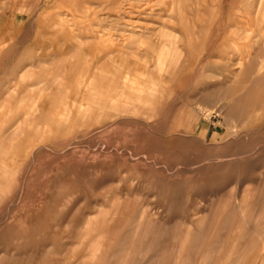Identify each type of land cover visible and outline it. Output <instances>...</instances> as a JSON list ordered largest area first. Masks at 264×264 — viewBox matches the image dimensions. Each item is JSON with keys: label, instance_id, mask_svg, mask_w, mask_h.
<instances>
[{"label": "rangeland", "instance_id": "1", "mask_svg": "<svg viewBox=\"0 0 264 264\" xmlns=\"http://www.w3.org/2000/svg\"><path fill=\"white\" fill-rule=\"evenodd\" d=\"M0 264H264V0H0Z\"/></svg>", "mask_w": 264, "mask_h": 264}, {"label": "bare ground", "instance_id": "2", "mask_svg": "<svg viewBox=\"0 0 264 264\" xmlns=\"http://www.w3.org/2000/svg\"><path fill=\"white\" fill-rule=\"evenodd\" d=\"M123 8V7H122ZM90 21V20H89ZM134 30H135V28H134ZM136 30H138V29H136ZM140 31V30H139ZM139 31H138V33H139ZM131 32V31H130ZM133 32H135L136 33V31H133ZM141 33V32H140ZM130 34V33H129ZM108 35V34H107ZM90 36V35H89ZM106 36V35H105ZM110 36V35H109ZM107 37V36H106ZM111 37V36H110ZM113 37V36H112ZM111 37V38H112ZM120 37V36H119ZM122 37V36H121ZM118 38V37H117ZM126 38V37H125ZM124 38V35H123V38L122 39H125ZM122 39H120L121 41H122ZM125 41V40H124ZM99 43V42H98ZM88 44V43H87ZM93 44V43H92ZM142 46V45H141ZM116 49V48H115ZM115 49H113L114 51H116ZM111 50V49H110ZM109 50V53H107V56H110L111 54H112V51H110ZM97 59V58H96ZM113 59V58H112ZM99 60V59H98ZM113 61V60H112Z\"/></svg>", "mask_w": 264, "mask_h": 264}]
</instances>
